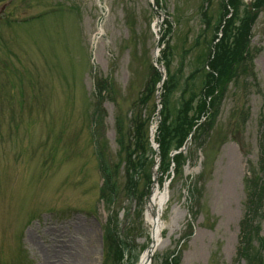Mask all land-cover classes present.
Segmentation results:
<instances>
[{
    "label": "rangeland",
    "instance_id": "rangeland-1",
    "mask_svg": "<svg viewBox=\"0 0 264 264\" xmlns=\"http://www.w3.org/2000/svg\"><path fill=\"white\" fill-rule=\"evenodd\" d=\"M164 1V10L178 20V47L190 48L198 37L213 41L212 27L204 30L201 14L215 24L219 0L209 5L208 0ZM251 1L241 0L240 19L248 16L244 8ZM5 10L36 19L20 29L4 28L0 20V264H70L87 239L100 238L113 211L112 216L124 207L132 213L135 208L124 193L111 205L100 201L103 177L93 143L98 139L109 161L117 162V121H123L126 132L130 129L128 118L144 90L163 21L151 0H12ZM251 37L252 54L243 63L249 73L244 78L243 70L236 72L207 133L205 153H198L184 176L169 184L164 238L152 264H162L177 250L180 264H235L246 200L244 181L258 171L263 131L264 9L257 12ZM228 42L232 45V40ZM197 51L186 60L187 72L201 63L194 60ZM181 59L177 55L171 59L173 68ZM95 77L111 81L118 102L111 100L113 94L97 99ZM153 104L154 100L148 108ZM188 175L193 181L197 178L199 190L194 196L186 187L191 181ZM119 176L122 187L123 170ZM96 198L97 221L70 212L60 220L45 216L40 225L34 224L27 235L30 262L25 231L31 222L40 221L41 212L67 213ZM86 208L95 215L91 203ZM136 217L131 215L130 224ZM189 223L193 235L188 238ZM146 226L147 231L136 227L132 264L149 245L151 229ZM261 236L264 240V219ZM87 256L94 264L93 253Z\"/></svg>",
    "mask_w": 264,
    "mask_h": 264
},
{
    "label": "trees",
    "instance_id": "trees-1",
    "mask_svg": "<svg viewBox=\"0 0 264 264\" xmlns=\"http://www.w3.org/2000/svg\"><path fill=\"white\" fill-rule=\"evenodd\" d=\"M241 0H232L231 6L235 9L239 7ZM256 5V4H255ZM238 10V9H237ZM250 16L245 17L243 25L236 27L233 25L232 20L228 22L227 32L228 38L223 40V42L218 46L219 54L217 53L216 59L211 63L212 69L217 71L218 77L210 75V84H207V94L212 95L216 91L219 85H222L226 78L232 71L233 66L239 63L243 55V46L247 43V36H249V23ZM252 21V19H251ZM233 25V26H232ZM236 30V32L234 31ZM233 38L232 45L228 42L229 39ZM218 78V79H217ZM170 82V81H169ZM215 83V84H211ZM170 84H167L166 88H169ZM192 100V98H191ZM192 101H188L190 105ZM203 103V102H202ZM205 101L202 105V110L205 109ZM200 111V112H201ZM178 113V114H177ZM171 114L170 105L167 103L165 110L163 111V122L161 125V134L159 141L165 150L167 145L170 143L172 136L180 135V143H182L191 131L192 125L194 124V118L188 116V110H183V112H176L177 116L174 117L173 121L166 125V118ZM171 129V130H170ZM173 130V131H172ZM165 151H163L164 153ZM253 181L248 180V192L249 201L247 204V212L245 218L241 222V234L238 248V261L245 260L246 264H262L261 250L262 248H255V240L262 247V239L259 236V225L258 218L260 217L262 210V194L256 185L252 183Z\"/></svg>",
    "mask_w": 264,
    "mask_h": 264
},
{
    "label": "bare ground",
    "instance_id": "bare-ground-1",
    "mask_svg": "<svg viewBox=\"0 0 264 264\" xmlns=\"http://www.w3.org/2000/svg\"><path fill=\"white\" fill-rule=\"evenodd\" d=\"M166 200L167 199L165 198L164 194L160 195L158 188H155V190L153 191L152 197H151L149 207L153 208V207L158 206V205L163 206L167 202ZM147 221H148L149 225L152 226V230L154 232V241L156 243V246L158 247L163 242L161 232H162L163 228H165L166 225H165L164 221L159 220L158 218L156 219L153 215H151V211H149V214L147 213ZM157 221H158L157 224H159V225H156V229H155L154 225H155V222H157ZM84 264H91V263L86 262Z\"/></svg>",
    "mask_w": 264,
    "mask_h": 264
},
{
    "label": "flooded vegetation",
    "instance_id": "flooded-vegetation-1",
    "mask_svg": "<svg viewBox=\"0 0 264 264\" xmlns=\"http://www.w3.org/2000/svg\"><path fill=\"white\" fill-rule=\"evenodd\" d=\"M3 11H4V8L0 11V13L3 12Z\"/></svg>",
    "mask_w": 264,
    "mask_h": 264
}]
</instances>
